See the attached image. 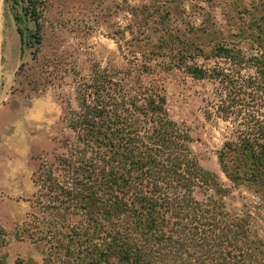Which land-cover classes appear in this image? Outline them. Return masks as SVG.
Here are the masks:
<instances>
[{
	"label": "rangeland",
	"instance_id": "rangeland-1",
	"mask_svg": "<svg viewBox=\"0 0 264 264\" xmlns=\"http://www.w3.org/2000/svg\"><path fill=\"white\" fill-rule=\"evenodd\" d=\"M263 32L264 0H0V264H78L63 247L73 248L78 216L53 196L55 183L70 187L61 158L83 147L75 118L104 80L117 95L157 88L198 163L225 188V209L264 240V192L230 180L218 161L247 112L264 115L248 83L255 67L214 56L221 44L257 55ZM194 65L235 70L241 111L218 112L222 84L188 73Z\"/></svg>",
	"mask_w": 264,
	"mask_h": 264
},
{
	"label": "trees",
	"instance_id": "trees-1",
	"mask_svg": "<svg viewBox=\"0 0 264 264\" xmlns=\"http://www.w3.org/2000/svg\"><path fill=\"white\" fill-rule=\"evenodd\" d=\"M214 56L255 67L248 83L264 107V44L247 58L221 44ZM186 70L222 84L218 112L227 116L236 105L243 108L245 91L235 70ZM108 83L100 82L102 94L93 92L75 118L85 128L77 136L83 147L74 146L72 159L61 158L67 167L62 181L67 177L70 187L55 183L53 199L78 216L68 228L77 236L69 238L73 248L61 244L66 253L78 264H264V240L250 233L245 218L225 209V188L198 163L189 132L168 115L165 96L143 87L117 95ZM241 125L236 140L219 149L218 161L230 180L264 192V115L249 111ZM230 153L237 156L234 165Z\"/></svg>",
	"mask_w": 264,
	"mask_h": 264
},
{
	"label": "crops",
	"instance_id": "crops-1",
	"mask_svg": "<svg viewBox=\"0 0 264 264\" xmlns=\"http://www.w3.org/2000/svg\"><path fill=\"white\" fill-rule=\"evenodd\" d=\"M30 112H31L32 114H35V113H36V111H35L34 109L30 110Z\"/></svg>",
	"mask_w": 264,
	"mask_h": 264
}]
</instances>
